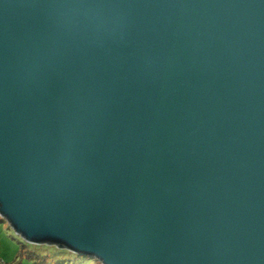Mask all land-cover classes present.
<instances>
[{
  "label": "water",
  "instance_id": "water-1",
  "mask_svg": "<svg viewBox=\"0 0 264 264\" xmlns=\"http://www.w3.org/2000/svg\"><path fill=\"white\" fill-rule=\"evenodd\" d=\"M0 216L101 264H264V0H0Z\"/></svg>",
  "mask_w": 264,
  "mask_h": 264
},
{
  "label": "rangeland",
  "instance_id": "rangeland-1",
  "mask_svg": "<svg viewBox=\"0 0 264 264\" xmlns=\"http://www.w3.org/2000/svg\"><path fill=\"white\" fill-rule=\"evenodd\" d=\"M0 264H101L56 245L26 243L0 216Z\"/></svg>",
  "mask_w": 264,
  "mask_h": 264
},
{
  "label": "trees",
  "instance_id": "trees-1",
  "mask_svg": "<svg viewBox=\"0 0 264 264\" xmlns=\"http://www.w3.org/2000/svg\"><path fill=\"white\" fill-rule=\"evenodd\" d=\"M83 258V260H87L88 258H85V257H82Z\"/></svg>",
  "mask_w": 264,
  "mask_h": 264
}]
</instances>
